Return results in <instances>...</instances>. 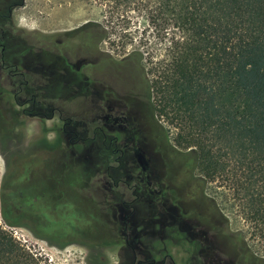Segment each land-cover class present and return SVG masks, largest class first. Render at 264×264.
<instances>
[{"label": "trees", "instance_id": "trees-1", "mask_svg": "<svg viewBox=\"0 0 264 264\" xmlns=\"http://www.w3.org/2000/svg\"><path fill=\"white\" fill-rule=\"evenodd\" d=\"M98 1L105 40L143 63L157 121L178 149L195 154L205 182L227 187L223 201L264 243V0ZM23 175L3 187L1 216L8 226L27 220L37 229L41 204L16 191ZM82 175L86 181L89 173ZM42 205L52 216L48 225L60 218L61 204ZM85 219L79 212L77 223ZM235 235L240 254L250 252L243 233ZM0 264L41 261L0 225Z\"/></svg>", "mask_w": 264, "mask_h": 264}, {"label": "rangeland", "instance_id": "rangeland-1", "mask_svg": "<svg viewBox=\"0 0 264 264\" xmlns=\"http://www.w3.org/2000/svg\"><path fill=\"white\" fill-rule=\"evenodd\" d=\"M25 1L24 8L14 13L17 28L13 24L10 27L15 28L13 38L33 44L31 56L41 59L45 76L43 89L47 102V120L44 125H40L38 120H29L26 138L19 143L14 142L15 137H9L8 142L0 141V225L39 259L41 264H118L116 251L93 250L89 247L90 242L74 236L78 228L76 221L79 212L86 217L93 214L97 217L101 212L93 207L91 209L89 203H86L90 201L89 196L71 184L76 181L82 183L84 171L92 176L93 171L99 167L122 165L132 170V159L129 158L128 163H117L111 153L104 150L102 142L95 136L94 126L90 125L94 112L106 109L108 100L110 105L116 104V110L123 113L124 106L129 104L126 93L131 92L140 107L134 105V110L137 113L141 110L144 118L152 125L151 134L156 142L155 154L165 165L161 167V171L168 170L170 173L171 168L177 169L186 164L193 166V175L202 182L205 197L219 209L230 231L243 233L251 252L264 259V243L252 235L237 211L223 201L222 195L227 187L219 181L205 182L196 168L195 154L190 150L178 149L173 141V132L157 121L149 99L143 63L136 57L125 58L128 51L113 49L108 40H105L103 25H107V18L100 1ZM1 3L2 0L0 7ZM36 68L38 69L37 64L32 70ZM35 80L39 87V74L35 75ZM68 122H72L71 128L75 133L64 131ZM143 128L145 129L144 126ZM44 131L48 143L46 156L51 159L34 166L27 180L19 182L16 187L17 192L26 190L30 193L29 202L41 204V210L36 215L44 223L41 225L38 222L37 229L27 220L17 222L21 226H8L1 216L3 187H11L13 181L16 182L21 176L20 166L26 165L25 160L34 157L33 155L38 157V148L34 146V142L42 137ZM127 133L130 134V131ZM70 142L73 148H70ZM57 143L64 151L56 149ZM42 144L45 145L44 142ZM66 149L75 160L74 163H68L69 168L65 166L64 160ZM118 171L117 168L111 173H120ZM59 191L64 194H59ZM126 195L130 197L129 194ZM61 201L69 204L81 201V211L62 213L58 220L55 219L53 224L48 225L52 216L42 204ZM190 205L196 207L194 203ZM142 214L143 212H137L134 221L141 219ZM93 224L101 232H109L102 221L93 220ZM80 227L82 228V224ZM38 231L41 237L38 236ZM174 256L180 259L181 264L182 255L179 257L175 253Z\"/></svg>", "mask_w": 264, "mask_h": 264}, {"label": "flooded vegetation", "instance_id": "flooded-vegetation-1", "mask_svg": "<svg viewBox=\"0 0 264 264\" xmlns=\"http://www.w3.org/2000/svg\"><path fill=\"white\" fill-rule=\"evenodd\" d=\"M24 4L25 0H2L0 7L2 143L8 142L9 137H15L16 143L23 141L29 120H38L40 125L47 120L41 59L31 56L28 43L13 38L15 28L10 27L13 24L17 28L14 12ZM36 64L38 69L32 70ZM36 74H39V87ZM126 94L129 104H123V113L116 110V104L110 105L108 100L106 109L94 112L90 125L94 126L95 136L102 142L104 150L110 152L119 164L128 163L131 158L133 168L131 170L122 165L99 167L86 181L71 184L89 196L90 201L86 203L91 209L93 207L101 212L97 217L94 214L87 216L82 228L76 221L78 228L74 236L90 242L89 247L93 250L116 251L118 264H180L175 253L179 257L182 255L181 264H257L251 261V251L245 250L240 254L234 242L236 233L230 231L218 209L205 197L202 182L193 175V166L186 164L177 169L171 168L170 173L168 170L161 171L165 165L155 154L152 125L141 110L139 113L134 110V105L139 107L136 97L131 92ZM71 127L72 122L66 123L64 131L75 133ZM45 135L44 131L42 137L34 142L38 157L33 155L25 160L26 165L20 166L21 173L25 174L24 181L34 166L47 162ZM69 145L73 148L72 142ZM55 147L64 151L58 143ZM65 153V166L69 168L68 163L75 160L68 149ZM117 168L120 173L112 174L111 171ZM58 193L64 194L62 191ZM79 202H58L62 205L60 214L78 211ZM190 203L196 204V207L193 208ZM137 212L143 214L141 219L134 221ZM93 220L102 221L109 232L98 230Z\"/></svg>", "mask_w": 264, "mask_h": 264}, {"label": "crops", "instance_id": "crops-1", "mask_svg": "<svg viewBox=\"0 0 264 264\" xmlns=\"http://www.w3.org/2000/svg\"><path fill=\"white\" fill-rule=\"evenodd\" d=\"M25 2H26V1H25ZM24 5H25V4H24ZM23 8H24V7H21L20 9H23ZM20 9H17V10H20ZM17 10H16V11H17ZM16 11H15V12H16ZM15 12H14V13H15ZM22 32L24 33V31H22Z\"/></svg>", "mask_w": 264, "mask_h": 264}]
</instances>
